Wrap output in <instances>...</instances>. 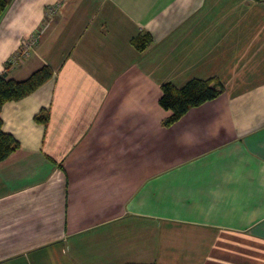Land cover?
I'll list each match as a JSON object with an SVG mask.
<instances>
[{
    "label": "crops",
    "instance_id": "obj_1",
    "mask_svg": "<svg viewBox=\"0 0 264 264\" xmlns=\"http://www.w3.org/2000/svg\"><path fill=\"white\" fill-rule=\"evenodd\" d=\"M7 1L0 73L52 76L0 109V264H264V0Z\"/></svg>",
    "mask_w": 264,
    "mask_h": 264
},
{
    "label": "trees",
    "instance_id": "obj_2",
    "mask_svg": "<svg viewBox=\"0 0 264 264\" xmlns=\"http://www.w3.org/2000/svg\"><path fill=\"white\" fill-rule=\"evenodd\" d=\"M8 5L7 0H0V15ZM149 36L138 37L133 40V45L142 51L149 43ZM52 76L49 66L43 65L32 72L24 80H13L6 78L0 73V109L3 104L19 100L45 83ZM161 95L158 103L161 108L170 111V115L163 121L164 126H169L178 121L191 107L213 100L223 92V87L216 79H191L181 87H175L170 83L162 84ZM35 116L37 122L45 123L47 118L44 114ZM0 118V162L6 159L16 148L17 141L8 133L3 132Z\"/></svg>",
    "mask_w": 264,
    "mask_h": 264
},
{
    "label": "built area",
    "instance_id": "obj_3",
    "mask_svg": "<svg viewBox=\"0 0 264 264\" xmlns=\"http://www.w3.org/2000/svg\"><path fill=\"white\" fill-rule=\"evenodd\" d=\"M55 9L54 10L52 9L51 11L55 12ZM37 39H38L37 36H34L28 41L24 42L22 45L21 54L24 56L27 55L29 51H31L32 48L34 47L35 43L37 42Z\"/></svg>",
    "mask_w": 264,
    "mask_h": 264
}]
</instances>
